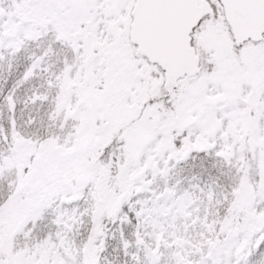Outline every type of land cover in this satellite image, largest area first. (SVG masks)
Returning <instances> with one entry per match:
<instances>
[{
	"label": "snow or ice",
	"instance_id": "snow-or-ice-1",
	"mask_svg": "<svg viewBox=\"0 0 264 264\" xmlns=\"http://www.w3.org/2000/svg\"><path fill=\"white\" fill-rule=\"evenodd\" d=\"M0 264H264V0H0Z\"/></svg>",
	"mask_w": 264,
	"mask_h": 264
}]
</instances>
